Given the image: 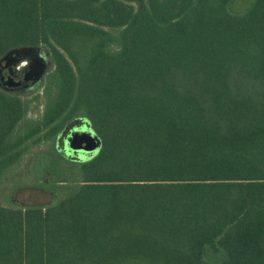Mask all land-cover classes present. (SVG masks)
Segmentation results:
<instances>
[{
	"label": "trees",
	"instance_id": "obj_1",
	"mask_svg": "<svg viewBox=\"0 0 264 264\" xmlns=\"http://www.w3.org/2000/svg\"><path fill=\"white\" fill-rule=\"evenodd\" d=\"M234 1L0 0V58L51 65L33 96L0 89V185L43 144L35 178L79 176L0 205V264H264V0ZM76 119L100 146L72 163Z\"/></svg>",
	"mask_w": 264,
	"mask_h": 264
},
{
	"label": "rangeland",
	"instance_id": "obj_2",
	"mask_svg": "<svg viewBox=\"0 0 264 264\" xmlns=\"http://www.w3.org/2000/svg\"><path fill=\"white\" fill-rule=\"evenodd\" d=\"M250 2L251 0H235L230 10L235 13H242L248 8ZM34 60L40 61L43 69L42 74L44 76V74L49 71L51 67L50 57L46 51L40 47H32L31 53L17 58V60L11 65L10 69L12 68L11 70L14 71V69L18 68L20 73L14 76L12 75V72L9 71V76L12 78L20 77L24 70L23 67H25L27 63H33ZM0 63L3 65V62ZM42 78L43 77L37 81L31 80L29 83L23 82L22 79L21 85L19 88L16 87L17 89L6 88L1 85L0 89L12 95L30 97L36 94L35 86L41 83ZM39 107V104H33L29 116L37 115L40 110ZM83 125V120L76 119L70 123L66 130H64L57 138L55 151L62 157L63 161L69 158L70 162L77 163L82 157H84L77 154H67L66 152H63V150L67 151V149H64L67 136H69V134L76 129H82ZM46 152H51L48 144L30 146L27 155H25L17 167L7 173L5 182L0 185V205L13 208L47 207L66 196L69 191L77 185V181L79 182V176L75 168L72 171L73 179L71 178V180H65V178H62L59 179V181H54L52 177H50L52 180H47L43 178L45 176L35 178L32 171L34 158L36 155L42 156Z\"/></svg>",
	"mask_w": 264,
	"mask_h": 264
},
{
	"label": "water",
	"instance_id": "obj_3",
	"mask_svg": "<svg viewBox=\"0 0 264 264\" xmlns=\"http://www.w3.org/2000/svg\"><path fill=\"white\" fill-rule=\"evenodd\" d=\"M32 47H18L11 49L0 58V85L6 88H16L21 85L20 81H15L12 77L5 78L1 74V70L8 68L17 58L26 56L31 53ZM43 69L39 60H34L31 65V71L24 75L23 82L37 81L43 77ZM66 147L73 153L88 155L98 150L100 146L99 139L89 129L82 128L79 131H73L66 139Z\"/></svg>",
	"mask_w": 264,
	"mask_h": 264
},
{
	"label": "flooded vegetation",
	"instance_id": "obj_4",
	"mask_svg": "<svg viewBox=\"0 0 264 264\" xmlns=\"http://www.w3.org/2000/svg\"><path fill=\"white\" fill-rule=\"evenodd\" d=\"M17 60V59H16ZM14 63V62H13ZM12 63V64H13ZM11 64V65H12ZM33 63H27L26 65H25V67H23V72L21 73V76L20 77H18V78H14L13 77V79L15 80V81H20V82H22V79H23V77H24V75L25 74H27V73H29L30 71H31V65H32ZM11 65L9 66V68H6V69H3L2 70V76H4L5 78H7L8 76H9V74L10 73H8L9 71L10 72H12V75H14V76H16V75H18L20 72H19V69L17 68V69H14V71H12L11 69H10V67H11ZM30 81H28V83H29ZM19 88V87H18ZM17 89V88H16ZM77 155H80V156H84V154H79V153H76Z\"/></svg>",
	"mask_w": 264,
	"mask_h": 264
}]
</instances>
